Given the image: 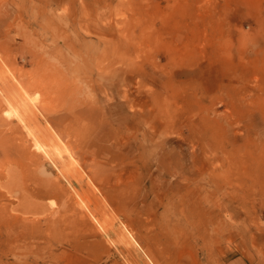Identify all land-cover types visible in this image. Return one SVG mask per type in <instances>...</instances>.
Returning a JSON list of instances; mask_svg holds the SVG:
<instances>
[{"label":"rangeland","instance_id":"obj_1","mask_svg":"<svg viewBox=\"0 0 264 264\" xmlns=\"http://www.w3.org/2000/svg\"><path fill=\"white\" fill-rule=\"evenodd\" d=\"M0 104V264H264V0H0Z\"/></svg>","mask_w":264,"mask_h":264},{"label":"bare ground","instance_id":"obj_2","mask_svg":"<svg viewBox=\"0 0 264 264\" xmlns=\"http://www.w3.org/2000/svg\"><path fill=\"white\" fill-rule=\"evenodd\" d=\"M3 87H1L4 93L7 94L6 101L8 100V103L10 102L9 100L14 101L17 105H13L9 103V107L11 106V112L17 114V110L20 109V111L23 113L24 118H19L17 117V124L18 126H21L22 128H27L26 122H30L35 120V115L32 110H30L27 107V102L23 99L24 94L22 93V90H25V87H20V90L17 89V94L14 96V99H10L12 97L11 93L14 90V87H16L13 83L9 84L8 81H6L4 84H2ZM33 86V84H27L25 86ZM2 111L1 104H0V112ZM0 124L1 125H11V121L1 118L0 117ZM16 130V128H13L11 132ZM32 135V148L33 152L28 151V148L26 145H21L19 147V151L23 156L25 157L29 163L34 164L37 166L38 169H40V172L43 171L44 167V162L49 161L51 162V158L49 155V150L46 149L48 146L51 148L55 147L57 148L58 145L56 144V140L53 138L48 137V135L39 134V138L33 134ZM47 142V143H45ZM49 143V145H48ZM29 146V145H28ZM53 162V161H52ZM51 162V163H52ZM54 163V162H53ZM55 164V163H54ZM62 166L64 167V163H61ZM56 166V165H55ZM13 178L14 181H10L12 185L10 186L11 188L22 190L23 193L26 191L27 194H29L33 199H44V198H50L53 196L55 200H62L63 206L61 210H59L56 213H53L52 215H49L44 217V232L47 233L48 237H52L58 234H61L65 232V229H76L78 226V221L81 219V216H87L91 215L92 212L91 210L97 211V209H100L101 206H99V203L96 202L93 206L91 205H85L86 211H80L83 210V207L80 203H78L74 198L67 197L66 192L62 190L61 187H59V184L57 181H50V180H45L44 183L40 182H35L34 187L26 186L22 182V180L19 178H14L13 176L10 177ZM9 182V183H10ZM32 184H34V181H32ZM68 184L73 186L71 182H68ZM26 188V189H25ZM78 197H80L78 195ZM22 198L26 199L24 196ZM80 200H82L80 198ZM82 203V202H81ZM62 205V204H61ZM103 207V206H102ZM49 217V218H48Z\"/></svg>","mask_w":264,"mask_h":264}]
</instances>
